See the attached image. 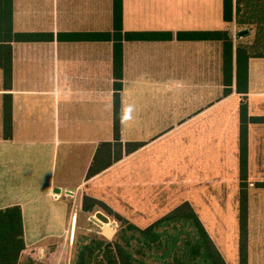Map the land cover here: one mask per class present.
Instances as JSON below:
<instances>
[{
    "label": "crops",
    "instance_id": "1",
    "mask_svg": "<svg viewBox=\"0 0 264 264\" xmlns=\"http://www.w3.org/2000/svg\"><path fill=\"white\" fill-rule=\"evenodd\" d=\"M213 2L173 0L166 8L160 0H134L127 9L122 0L123 28L213 29ZM126 10L130 26L142 19L156 25L127 27ZM166 17L171 29L157 25ZM12 21L16 31L42 33L38 40L12 42L7 85L0 67V208L19 204L25 243L12 264H57L61 252L49 248L67 241V224L73 229L76 221L75 214L67 221L69 208L57 202L62 193L101 199L141 227L188 201L227 263L216 238L232 228L238 264L241 93L233 81L223 94L220 42L124 40L120 140L142 144L87 177L98 145L113 140L112 42L90 37L111 29L112 0H13ZM246 95L248 114L261 118L247 125L251 264V226L264 227V57L248 59ZM45 216V228L35 231ZM53 256L55 263L44 261Z\"/></svg>",
    "mask_w": 264,
    "mask_h": 264
},
{
    "label": "trees",
    "instance_id": "2",
    "mask_svg": "<svg viewBox=\"0 0 264 264\" xmlns=\"http://www.w3.org/2000/svg\"><path fill=\"white\" fill-rule=\"evenodd\" d=\"M222 19L234 24L208 30H124L122 0H112V25L109 30L90 34L112 42V119L113 140L101 141L87 168L86 176L105 169L124 154L134 151L141 141L120 140V94L123 74L124 40L208 39L221 45L223 94L231 91L235 81L239 100V190H238V264H248V192H247V125L261 119L248 114V59L264 57V0H222ZM13 0H0V67L4 83L11 77V45L13 41L41 39V32L16 31L12 21ZM244 25L243 28H240ZM239 28V29H238ZM254 29L251 41L234 40ZM87 37L86 33H77ZM10 101L3 100L4 135L10 122ZM264 185V182H261ZM105 206L100 199L83 195L81 207L89 210L94 204ZM120 228L111 239L84 236L76 241L72 264H228L188 201L141 227L118 216ZM171 226L173 231L168 230ZM25 247L22 213L19 204L0 208V264L16 263ZM156 250H160L157 252ZM180 251V252H179ZM179 252L177 255L175 253ZM154 257H153V256ZM148 258H150L148 260Z\"/></svg>",
    "mask_w": 264,
    "mask_h": 264
},
{
    "label": "rangeland",
    "instance_id": "3",
    "mask_svg": "<svg viewBox=\"0 0 264 264\" xmlns=\"http://www.w3.org/2000/svg\"><path fill=\"white\" fill-rule=\"evenodd\" d=\"M41 2H47L48 0H40ZM127 1V9L130 5L133 4L134 0H126ZM213 4H212V12L214 15V19L212 22V27L213 28H224L225 22L222 20V18L219 15V4L217 2V0H213ZM161 5L165 6L166 8L173 7L174 3L173 0H160ZM159 4V3H158ZM175 4H177L175 2ZM157 15L156 12L151 13V15ZM162 14V13H161ZM165 14L168 15V11H165ZM127 15H128V11H125V24L127 25V27H129L130 25L127 23ZM141 24H138L137 26H130V27H137V28H148V27H152V25H156V24H150L148 22V20H141L140 22ZM157 25H161V27H168L171 29V27H173V24L171 22L170 19H168L166 17L165 22L161 23L159 22V24ZM177 25V24H174ZM106 27V24H103V28ZM244 25H241L240 28H243ZM239 29V28H238ZM254 35V29L250 28V31L248 34H240L238 37L234 36V40H238V41H251ZM217 42V41H215ZM79 198V199H78ZM101 200V199H100ZM102 202H104L103 200H101ZM60 203H64L65 206H67L69 208L68 210V216H67V221L71 220L72 215L75 214L76 216V221H75V227L72 229V227H69V224H67L66 229L69 228L68 231H66V233L64 234V239L63 240H67L64 243L62 241H60V243H53L51 244V248H49L50 251L55 252H61V255L59 257V259L57 260V264H72V259H73V255H74V251H75V244L76 241L78 240H84V236H100L103 235L101 233V227L94 222L93 220H91L89 218L90 215H93L94 212L96 210H101L104 213H106L109 218H110V224L114 227V229L117 231L120 228V219L118 218V216H122L127 218L128 220H130L128 217H126L125 215H121L119 213H117V211H115L114 209H112L111 207H109L107 205L106 202H104L105 206H102L101 204H94L92 205V207L89 210H84L81 207V203L82 201L80 200L79 196H72V195H65L64 193H62V196L60 197L59 201ZM70 206V207H69ZM44 213H42L43 215ZM47 218H48V212H47ZM45 218L40 221L42 223V225L44 226V220ZM73 219V217H72ZM131 221V220H130ZM27 225L28 222H27ZM40 226L38 228H35V231L38 230H42L45 228V226ZM64 228V227H61ZM50 229V228H49ZM231 227H227V229L225 230V235H219L217 239V243L219 244L220 241L222 240V242L224 243V253L225 256L227 258L228 264H235L236 261V252H235V239H234V235L231 231ZM168 230L170 232L173 231L172 227L169 225L168 226ZM71 231V232H70ZM115 231V232H116ZM68 235V237H67ZM105 238L107 239H111L106 237L105 235H103ZM233 236V238H232ZM67 237V238H66ZM234 239V240H233ZM250 244H251V255H250V263L251 264H264V258L260 259V256H263V251H264V227H253L251 226V238H250ZM223 247V246H222ZM249 248V247H248ZM223 249V248H222ZM37 250V249H36ZM47 249V251H49ZM157 252H159L160 250H156ZM259 251V252H257ZM180 252V251H179ZM179 252L175 253V255H177ZM249 252V251H248ZM150 258H148L149 260ZM48 261V262H56V259L53 258L48 259L45 258L44 261ZM37 262L41 263L43 262L42 260H36ZM36 262V264H37ZM172 263V262H171ZM170 263V264H171ZM150 264H159V261H151ZM177 264V262H176Z\"/></svg>",
    "mask_w": 264,
    "mask_h": 264
},
{
    "label": "water",
    "instance_id": "4",
    "mask_svg": "<svg viewBox=\"0 0 264 264\" xmlns=\"http://www.w3.org/2000/svg\"><path fill=\"white\" fill-rule=\"evenodd\" d=\"M60 188L55 187L54 191H59ZM89 218L96 222L101 227V233L108 238H111L114 233L115 229L112 225H110V218L109 216L101 210H96L93 215H90Z\"/></svg>",
    "mask_w": 264,
    "mask_h": 264
},
{
    "label": "built area",
    "instance_id": "5",
    "mask_svg": "<svg viewBox=\"0 0 264 264\" xmlns=\"http://www.w3.org/2000/svg\"><path fill=\"white\" fill-rule=\"evenodd\" d=\"M111 225V224H110Z\"/></svg>",
    "mask_w": 264,
    "mask_h": 264
}]
</instances>
